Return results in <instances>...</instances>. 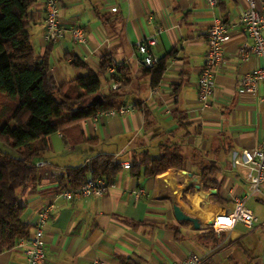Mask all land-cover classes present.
Returning a JSON list of instances; mask_svg holds the SVG:
<instances>
[{
	"label": "crops",
	"instance_id": "obj_1",
	"mask_svg": "<svg viewBox=\"0 0 264 264\" xmlns=\"http://www.w3.org/2000/svg\"><path fill=\"white\" fill-rule=\"evenodd\" d=\"M32 1L31 44L39 57L49 52L55 87L87 74L88 70L71 65L73 58L92 71L99 69L105 56L130 68L128 83L111 82L109 72L102 86L103 93L116 91L121 106L130 111L117 116L101 113L52 136L51 157L41 159L47 164L40 168L39 180L20 197L25 207L22 221L31 226L29 236L39 211L51 208L45 264H123V260L177 264L191 255L204 256L203 264H263L264 183L262 195L246 203L257 218L253 228L238 224L222 233L210 228L217 215L233 211L235 200L247 196V171L234 160L257 148L264 136V107L259 100L263 85L254 94L239 92L242 79L264 67V59L240 54L243 45L253 44L241 23L246 0H218L214 8L204 0H60L65 33L56 44L44 41L46 0ZM217 17L227 26L224 62L204 105L198 78L207 60L208 31ZM76 26L87 32L86 45L74 43L71 29ZM147 38H156L152 52L158 60L171 55L155 88L136 51ZM180 118L191 126L181 129ZM89 139L96 145L87 144ZM161 144L181 145L184 170L137 178L123 168L101 197L71 202L61 198L68 189V168L83 166L99 154L113 156L123 167L132 163L134 153L158 156ZM203 163L217 167L215 188L203 187ZM189 187L200 199L199 206L183 201ZM175 206L198 219L201 229L177 221ZM210 230L215 235L208 234ZM0 264H27V257L23 249L14 247L0 253Z\"/></svg>",
	"mask_w": 264,
	"mask_h": 264
},
{
	"label": "trees",
	"instance_id": "obj_2",
	"mask_svg": "<svg viewBox=\"0 0 264 264\" xmlns=\"http://www.w3.org/2000/svg\"><path fill=\"white\" fill-rule=\"evenodd\" d=\"M33 5L32 0H0V144L11 150L0 148V253L13 249L20 239L30 235L31 226L22 221L25 207L20 204V197L39 180L36 163L51 152L50 138L93 116L122 107L116 91L102 92L101 79L111 68L115 69L111 82L124 85L130 75V68L116 65L111 56L102 58L97 71L73 58L71 65L88 70L87 74L55 87L50 78L49 52L39 57L31 44L28 21ZM170 56L146 68L154 88L159 85ZM185 120H179L181 129L191 126ZM37 141L40 146L35 148L33 143ZM86 143L95 146L97 141L89 139ZM185 162L180 144H161L158 156L148 151L134 153L129 171L133 177L153 178L169 170H184ZM122 170L113 156L99 154L83 166L67 169V187H80L89 178L105 179L112 185ZM201 170L204 189L215 188L216 165L203 163ZM183 201L191 206L200 204L193 187L184 191ZM208 234L215 235L213 230Z\"/></svg>",
	"mask_w": 264,
	"mask_h": 264
},
{
	"label": "built area",
	"instance_id": "obj_3",
	"mask_svg": "<svg viewBox=\"0 0 264 264\" xmlns=\"http://www.w3.org/2000/svg\"><path fill=\"white\" fill-rule=\"evenodd\" d=\"M211 8L218 4V0H204ZM247 8L241 17V23L244 25L249 38L253 41L252 45L245 44L240 50L243 58L251 54L264 59V0H246ZM46 19L44 41L47 44H56L64 36L65 29L60 20L61 6L60 0H46ZM72 39L77 45H86L88 35L84 28L76 26L71 29ZM227 37V26L220 17L213 20L208 31V54L204 68L198 78L199 100L206 105L209 96L213 92L214 78L217 69L224 62L223 44ZM157 44L156 38H147L139 42L136 51L140 55V64L145 68H151L158 64L159 60L154 56L152 48ZM115 71L110 69V73ZM263 85V93L260 97V103L264 107V67L254 73L246 75L240 82L239 92L241 94H254L259 85ZM117 84L113 86L115 89ZM130 109L120 107L114 109L108 114L112 116L124 115ZM235 165L245 169L249 178V188L247 196L243 199L235 200L233 211L217 215L210 228L216 233H222L233 230L236 225L241 224L249 229L257 224V218L247 208L246 203L249 199L262 195V185L264 183V136L257 148L248 150L243 155L236 157ZM47 163L40 161L36 166L41 168ZM124 169H129L130 164L123 165ZM108 190V184L105 179L89 178L88 181L80 187L68 188L62 194L66 202L82 200L90 197H101ZM52 211L50 207H43L38 214L37 221L33 228V235L20 239L16 246L24 250L27 257V264H45L46 261V242L45 231ZM206 258L199 255H191L177 264H203ZM166 264V263H162ZM264 264V254H263Z\"/></svg>",
	"mask_w": 264,
	"mask_h": 264
},
{
	"label": "water",
	"instance_id": "obj_4",
	"mask_svg": "<svg viewBox=\"0 0 264 264\" xmlns=\"http://www.w3.org/2000/svg\"><path fill=\"white\" fill-rule=\"evenodd\" d=\"M173 212H174V215H175V219L177 221L191 223L195 230H200L201 229V223H200V221L198 219L186 215L177 206H175L173 208Z\"/></svg>",
	"mask_w": 264,
	"mask_h": 264
},
{
	"label": "rangeland",
	"instance_id": "obj_5",
	"mask_svg": "<svg viewBox=\"0 0 264 264\" xmlns=\"http://www.w3.org/2000/svg\"><path fill=\"white\" fill-rule=\"evenodd\" d=\"M101 81H102V86H104L105 83H106L105 78L102 77ZM53 136H56V135H53ZM38 146H40V141H37V142L33 143V147L36 148V147H38ZM0 148H1L3 151H6V152L10 151V152H11V150H10L8 147H6L5 145L0 144ZM49 156L51 157V152L49 153V155H47V157H49ZM251 205H252V201L249 202L248 207L250 208Z\"/></svg>",
	"mask_w": 264,
	"mask_h": 264
},
{
	"label": "bare ground",
	"instance_id": "obj_6",
	"mask_svg": "<svg viewBox=\"0 0 264 264\" xmlns=\"http://www.w3.org/2000/svg\"><path fill=\"white\" fill-rule=\"evenodd\" d=\"M208 196V195H207ZM186 210V209H185Z\"/></svg>",
	"mask_w": 264,
	"mask_h": 264
}]
</instances>
